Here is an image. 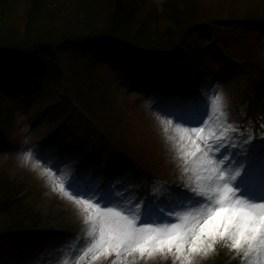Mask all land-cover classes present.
Masks as SVG:
<instances>
[{"label": "trees", "instance_id": "1", "mask_svg": "<svg viewBox=\"0 0 264 264\" xmlns=\"http://www.w3.org/2000/svg\"><path fill=\"white\" fill-rule=\"evenodd\" d=\"M224 17L222 6L208 9L198 0H0V150L12 145L21 97L22 105H36L35 120L50 129L46 147L54 148L68 124L89 144L73 163L104 155L100 177L111 174L110 160L125 156L127 141L118 136L124 114L116 76L100 53L107 45L127 52L113 72L139 80L135 89L144 96L162 79L158 68L140 72L133 51L176 70L189 85L198 82L192 94H208L201 85L209 84L212 71H236L244 80L242 120L263 138L264 55L257 37L264 36V17L246 25ZM143 178L151 194L155 186L148 174ZM29 203L25 187L0 173V264L50 263L48 251L68 244ZM228 251L220 249L223 256Z\"/></svg>", "mask_w": 264, "mask_h": 264}, {"label": "snow or ice", "instance_id": "2", "mask_svg": "<svg viewBox=\"0 0 264 264\" xmlns=\"http://www.w3.org/2000/svg\"><path fill=\"white\" fill-rule=\"evenodd\" d=\"M149 95L177 125L176 135L167 126L164 131L194 181L189 192L162 184L141 204L143 193L121 179L122 161H113L112 173L103 179L91 165L77 164L64 180L61 166L69 156L35 146V156L23 157L25 164L37 160L33 170L39 161L47 164L41 175L83 215L88 231L77 245L83 250L79 259L90 254L93 261L115 257L113 264H136L171 255L174 264H198L221 246L245 264H264V138L234 143L227 123L208 115L200 92L152 90ZM221 104L217 93L213 105Z\"/></svg>", "mask_w": 264, "mask_h": 264}, {"label": "rangeland", "instance_id": "3", "mask_svg": "<svg viewBox=\"0 0 264 264\" xmlns=\"http://www.w3.org/2000/svg\"><path fill=\"white\" fill-rule=\"evenodd\" d=\"M157 1L162 2L163 0ZM198 2L208 9L222 6L226 20L243 21L245 25L251 20L264 17V0H198ZM257 38L260 41L261 52L264 55V36H258ZM133 52L141 60L138 66L140 72L143 73L142 69H159L156 72L162 80L151 86L147 90L148 94L152 90H164L163 88L168 82H171V84L173 82V85L167 91L194 92L198 82L195 81L192 85H189L176 70L159 62H151L149 59L143 58L138 52ZM100 53L104 54L109 68L116 76L117 103H120L122 107L120 111L123 109L124 114L118 136L119 138L125 137L127 141L124 158L119 156L110 160L112 171L114 168L113 161L123 162V166L120 168L121 179L126 185H130L132 189L143 193L140 197L141 204L146 199L145 196L150 194L143 178L145 174L149 175L155 186V191L159 190L160 185L167 184L181 192H189V184L194 183V181L189 175H185L183 167L185 161L179 158L177 148L169 142L168 134L164 131L167 126L172 129L171 135L177 134L175 132L177 125L174 119L155 108L151 95H141L139 93L140 89H138L139 92L135 89L139 88L141 84L139 80H127L124 75L120 76L113 72L118 66L119 61L117 58L127 54L125 50L107 45ZM211 67L213 70H217L220 64L215 63ZM211 74L212 79L208 84L211 87H208V94H202L208 115L216 118L219 123H227V135L234 143L241 140L246 141L248 137L257 139L242 120L244 108L240 94L241 86L244 83L242 77L237 75L236 71L228 68L220 72L212 71ZM217 93L222 97V104L214 107L213 101ZM18 102L21 110L16 115L10 133L12 145L8 149L0 150V173L8 175V177L25 187L28 203L30 201L29 204L35 208L34 211L43 215L42 219L48 229L55 230L59 235H62L63 232L69 237L68 244L63 247L62 251L52 250V252L45 253L47 259H50V263L43 264H113L115 257L100 258L93 261L89 254L82 261L79 259V256L83 255V250L78 248L77 245L81 239H86L88 225H86L85 219L78 211L77 206L67 198L62 197L57 191L52 190V187L47 183L49 178L41 175L43 170L48 167L47 164L39 161L40 166L33 170V166L37 164L36 159H33L29 164L24 163L23 157L29 152H32L35 156V146H47L48 140L46 138L50 133V129L47 128L45 120H35L36 105H22L25 99H21V97L18 98ZM222 113L223 115H221ZM207 118L205 117V119ZM166 121L167 125L165 124ZM73 130L69 129L68 124H63V137L57 139L55 142L57 146L55 145L52 148L53 152L61 154L64 151H70L68 154L70 159L61 166L64 169V180L68 179L71 170L78 164L73 163L76 160L74 155L82 150H87L89 147L81 134ZM105 152L106 154H112L111 151L106 149ZM104 159V155L97 154L93 157L91 164L87 161L84 164L91 165L99 172L101 170L99 164ZM139 164L147 173H141L138 168ZM224 248L226 247L218 246L214 254L199 259L198 264H245L244 260L237 257L236 253L230 249L223 256L220 249ZM136 264H174V260L171 255H168L167 258L158 256L152 259H138ZM247 264H253V260H249Z\"/></svg>", "mask_w": 264, "mask_h": 264}]
</instances>
